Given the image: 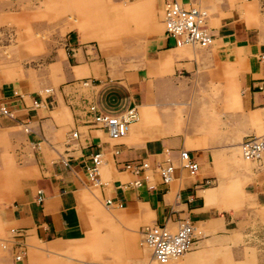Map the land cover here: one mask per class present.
<instances>
[{
  "label": "crops",
  "instance_id": "crops-1",
  "mask_svg": "<svg viewBox=\"0 0 264 264\" xmlns=\"http://www.w3.org/2000/svg\"><path fill=\"white\" fill-rule=\"evenodd\" d=\"M128 1L130 3L124 6L125 12L123 9L122 12L135 17L143 10L153 12V3L154 7L160 5L161 23L160 0ZM179 1L206 9L205 23L214 41L213 44L200 49L231 61L225 72L231 81L237 73L240 93L238 95L234 90L232 94L233 97L238 98L237 103L240 102L243 130L249 131L250 123L257 125L264 118V89L262 91L258 89L260 80L264 78L262 58L264 25L259 21L258 3L245 0L244 4L236 2L230 7L224 4L227 0H213L214 6L210 3H202L200 0ZM210 10L212 12L209 13ZM68 21L66 22V25L69 24L68 28L76 30L68 31L62 41L61 47L66 54L67 64L63 73L64 84L56 88L48 86L52 89V94L55 89L59 92L57 100L52 94L49 95L51 100H47L48 97L45 98L37 91L24 93L26 96L18 97L19 94L15 93L13 85L0 81V101L9 105L14 112V119H0V127L22 126V130L32 141H36L39 136L44 141L37 160L38 175L30 181L29 191L11 207L5 208L4 213L0 212L5 215L6 222L10 225L9 229L23 233L18 239L26 244L24 253L16 261L13 259L16 247L12 250H3L6 255H0V263L26 264L28 247L26 240L33 237L42 243L46 250L67 242L68 246L74 245L70 248L79 249L83 253L89 248L93 249L89 257L92 260L124 264L117 254L118 257L115 256L117 258L113 257L118 259L116 261L102 260L101 249L93 247L94 242L101 240L96 241L95 236L99 233L100 225L97 221L90 220L91 230H88V214L82 201L93 207L95 215L109 228V233L113 223L125 222L130 218L136 222L149 220L150 224L171 225L182 219L190 221L194 227L205 224L206 230L210 233L202 236L201 240L196 239L193 248H197L205 241L225 242L230 236L228 230L247 225L244 215L234 216L226 212L234 206L217 200V189L219 190L221 186L218 188L219 181L215 186L217 179L214 166L218 164L220 152L204 149L205 141L187 132L188 124L198 129H205L208 126V119L195 116L190 111L188 114L186 104L176 100L172 93L168 92L170 97L168 101L157 103L152 98L148 85L139 84L137 89L132 88L133 91L129 92L127 104L122 110L139 105V114L137 112L139 121L128 127L127 134L122 137L123 139L121 138L123 142L110 140L104 129L91 123L90 115L84 109L87 102H95L102 110L110 112L122 110L106 105L105 97L109 93L107 90L109 86L95 89L100 85L101 77L105 80L107 76V61L103 50L104 38L93 37L99 42V46L91 44V41H86L90 38L86 24L72 16L68 17ZM150 23L153 30L158 28L157 17L152 13ZM191 48H177L173 40L162 33L161 37L146 46L148 61L135 80L141 79L144 75L154 76L166 71L170 72L174 65H183L190 69L194 62L200 60L198 57L200 54ZM2 54L8 57L5 50H2ZM189 61H193L191 66L188 65ZM0 72L7 74L6 79H12V72L6 73L2 69ZM84 81H88L89 84L84 85ZM82 87L88 88L83 92ZM32 100H37L39 105L33 107ZM54 100L56 104L49 109L48 104ZM63 104L68 108L70 116ZM150 107H156L157 113L153 127L149 131L154 132L159 138L147 140L143 136V131L147 132L146 109ZM51 113L53 115L63 113L67 120L71 119V125L63 135L64 142H59L58 149L54 148L50 141L53 131L61 128L54 124ZM72 132H76L75 138L70 137ZM248 135L255 134L247 133L242 137L237 134L234 139L238 140L241 137L242 140ZM34 143L38 146L40 142ZM238 147L231 145L228 148L234 149L230 158L228 154L229 161L234 167L244 168L250 172L248 167L250 162L243 160ZM47 150L56 153L57 158L48 160L50 152ZM114 150L116 154L113 153ZM179 150H187L191 159L197 163L198 168L194 175L177 166ZM96 153L101 154L102 162L96 175L99 182L94 184L88 170L91 165L90 158ZM166 157L176 165L169 183L161 184L154 174L153 189L130 186L129 183L134 176L122 169L123 163L134 159H145L153 166ZM253 171L259 175V179L249 185L248 189L254 194L256 202L264 206V167ZM206 178L210 179V184L202 185V181ZM95 186L100 199L103 201L106 198L111 199L113 204L106 208L122 210L120 214H108L99 209L97 202L91 198L92 196L97 199V195L87 190ZM37 191L40 193L39 197ZM110 239L107 236L103 241L110 242ZM203 244L206 245L207 242ZM200 251L201 249H195L192 254H188L185 261L195 258ZM81 258L84 259V256ZM143 263H148V259L143 260Z\"/></svg>",
  "mask_w": 264,
  "mask_h": 264
},
{
  "label": "rangeland",
  "instance_id": "rangeland-1",
  "mask_svg": "<svg viewBox=\"0 0 264 264\" xmlns=\"http://www.w3.org/2000/svg\"><path fill=\"white\" fill-rule=\"evenodd\" d=\"M200 1L213 6L215 4L213 0ZM252 1L258 3L259 21L264 25V0ZM236 2L244 4L246 1L227 0L224 4L232 7ZM127 3L130 2L128 0H0V70L13 74L12 79H6L7 74L0 72V81L13 85L15 93H23L21 94L23 96H26L24 93L31 91L45 95L42 92L44 87L56 88L64 84L63 73L67 64L66 54L61 47L62 41L68 31L76 30L68 28L69 24L66 25V22H69L68 17L72 16L85 23L90 36L86 41L99 46V42L94 38H104L103 50L107 61V76L105 80L101 77L100 85L95 89L102 86L110 87L105 97L106 105L122 110L127 104L129 92L133 91L132 88L137 89L139 84H142L150 87L155 102L169 100L168 92H170L176 100L186 104L188 114L190 111L195 116L206 117L208 126L205 129H198L188 124L187 132L205 141L204 149L220 152L218 164L214 166L217 179L215 186L218 185V181V188L221 186L219 190L217 189V200L234 206L227 210V213L234 216L242 214L246 217L247 225L228 230L230 236L225 242L205 241L206 245L203 244L205 242H201L199 244L201 248L192 247L182 257L170 260L167 264H264V206L256 202L254 194L248 189L249 185L259 179V175L253 170L264 167V152L257 162L243 159L250 162L248 167L251 171L247 172L244 168L234 167L231 164L229 158L234 149H228L231 145L239 146L241 137L247 133L263 134L264 118L257 125L250 123L249 131L243 130L240 102L237 103L238 98L236 99L232 94L234 90L238 95L240 93L237 73L231 81L225 72L231 61L197 47L186 46L200 54L198 62L192 65L193 61H189L188 65H192L190 69L183 65H174L170 72L166 71L154 76L144 75L141 79L135 80L148 61L146 46L162 35L160 5L154 7L153 3V12L143 10L135 17L122 12ZM151 13L157 17L159 23L158 28L154 30L150 23ZM2 50L6 51L8 57L2 54ZM87 88L82 87L81 90L85 92ZM54 96L56 100L59 97L56 89L52 94V97ZM48 99L51 100V97L48 96ZM55 102L54 100L48 104L49 109L56 104ZM134 107L139 114V105ZM66 109L70 116L67 107ZM146 112L148 128L146 133L143 131V136L147 140L159 138L154 132L149 131L155 122L157 108H147ZM51 118L54 124L61 128L53 131L50 141L52 146L58 149L57 145L64 142L63 135L69 129L71 119L67 120L63 113L61 115L51 113ZM137 118L139 121L138 115ZM22 128V126L0 127V212L2 213L5 208L11 207L27 194L30 181L38 175L37 160L44 141L39 136L36 141L40 143L37 146L34 143L36 141L28 138ZM237 134L241 136L238 140L234 139ZM122 139L116 142H123ZM47 151L50 152L48 160L57 158L56 153ZM87 190L97 195L95 199L90 194L101 211L113 215L122 212L111 207L106 208L103 200L98 196L96 186ZM82 202L88 214V230H91L90 220H95L100 225L99 233L95 236L96 241L101 240L94 242L93 247L101 249L102 260L116 261L118 259L114 258L119 256L124 264H145L143 263L145 259H148L146 264H158L149 259L150 252L141 243V229L151 225L149 220L136 222L130 218L125 222L116 221L112 224L109 233V228L95 215L93 207L85 203L86 201ZM9 227L5 215L0 214V239L6 237ZM195 229L198 233L197 240L210 233L206 230L205 224ZM107 236L111 238L110 242L103 241ZM26 243L28 244L26 264H82L86 261H97L89 258L93 249L89 248L83 253L79 249L70 248L74 245L68 246L67 242L56 248L50 247V250H46L45 246L33 237L27 238ZM195 249L201 251L195 258L185 261L188 254H192ZM4 254L6 255L0 249V255ZM82 256L84 259L81 258Z\"/></svg>",
  "mask_w": 264,
  "mask_h": 264
},
{
  "label": "built area",
  "instance_id": "built-area-1",
  "mask_svg": "<svg viewBox=\"0 0 264 264\" xmlns=\"http://www.w3.org/2000/svg\"><path fill=\"white\" fill-rule=\"evenodd\" d=\"M207 11L204 8L189 5L180 2L179 0H161V23L163 27V35L171 38L174 46L188 45L190 47H207L212 36L206 27ZM264 59V55L262 56ZM84 85L89 84L88 81L83 82ZM258 89H264V78L260 80ZM43 96L48 97L52 93L50 87H45L42 90ZM17 94V93H16ZM23 95L19 94L18 97ZM31 105L36 107L39 105L37 100H32ZM85 111L90 115V121L96 127L106 131L107 136L112 141H117L125 136L127 127L134 122L137 117L134 106L127 107L119 112H110L102 110L95 102H87ZM0 119H14L13 109L5 102L0 101ZM70 137L75 138L76 132H72ZM241 156L247 161H258L264 152V133L257 135H248L243 137L239 143ZM116 154V150L113 151ZM91 165L89 167V176L97 184L99 181L96 178L98 167L102 159L101 154H93L90 158ZM175 164L164 158L162 161L151 166L145 159H134L122 164V169L131 173L134 178L130 181L133 187L144 186L146 189H153V177L157 176L159 182L163 185L169 183L173 178ZM177 166L183 168L188 174L194 175L198 165L191 159L187 150H179L177 155ZM202 185L210 184V179L206 178L202 181ZM39 191L37 196L39 197ZM104 206L108 207L113 204L111 199H104ZM119 205V204H118ZM6 237L0 239L1 250H12L16 247V252L13 254L14 260H19L23 253L26 244L19 241L18 237L23 235L22 232L16 229H9ZM196 229L194 225L186 220H178L174 224H151L146 225L141 229V243L149 249L151 259L158 263L164 264L169 260H175L193 247L196 240ZM82 264H121L118 262H101V261H86Z\"/></svg>",
  "mask_w": 264,
  "mask_h": 264
},
{
  "label": "bare ground",
  "instance_id": "bare-ground-1",
  "mask_svg": "<svg viewBox=\"0 0 264 264\" xmlns=\"http://www.w3.org/2000/svg\"><path fill=\"white\" fill-rule=\"evenodd\" d=\"M214 41V40H213ZM213 41H211V43L213 44ZM210 43V44H211ZM186 46H188V45H182V46H176L177 48H182V47H186ZM136 113H137V111H136ZM138 115V114H137ZM138 121V118L136 117V120L134 121V122H132V123H130L129 125H128V127L130 126V125H132V124H134V123H136ZM128 127H127V131H128ZM127 131H126V134H127ZM243 158V157H242ZM244 159V158H243ZM245 160V159H244ZM131 186V185H130ZM141 233V232H140ZM147 248V247H146ZM194 249V248H193ZM149 250V249H148ZM188 252V251H187ZM187 252H185L184 254H186ZM184 254H182L180 257H182ZM180 257H178V258H180ZM170 261V260H169ZM168 261V262H169ZM168 262H166V263H164V264H167Z\"/></svg>",
  "mask_w": 264,
  "mask_h": 264
}]
</instances>
